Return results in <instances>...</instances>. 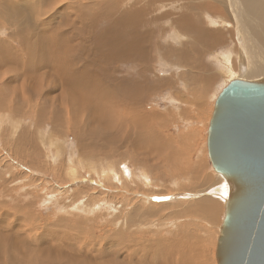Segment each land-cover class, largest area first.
Here are the masks:
<instances>
[{
	"label": "rangeland",
	"instance_id": "1",
	"mask_svg": "<svg viewBox=\"0 0 264 264\" xmlns=\"http://www.w3.org/2000/svg\"><path fill=\"white\" fill-rule=\"evenodd\" d=\"M111 1L0 0V264H217L226 200L216 199L215 218L200 208L211 204L208 199L216 201L210 190L226 181L212 168L207 131L222 89L245 79L242 72L238 77L212 65L221 49L244 44L241 36L237 41L228 0H203L206 9L198 11L223 14L230 24L210 29L222 37L217 43L176 41L174 29L151 25L163 15L180 31L181 14L193 12L198 0ZM136 1L143 3L134 8ZM239 1L246 5L248 32L262 49L264 8ZM136 9L143 22L134 36L119 37L122 13L129 19ZM89 71L109 74L107 87L115 82L141 94L124 110L155 119L146 121L152 144L141 141L157 153L132 144L129 139L140 136L130 130L126 114L115 122L122 124V137L103 113L95 117V107L82 104V113L68 115L71 101L61 104L70 93L62 98L54 83L61 74L55 72H68L76 85L88 86L95 82L86 79ZM99 87L84 92L92 104L106 102L105 92H94ZM105 106L114 108L110 101ZM71 166L75 178L68 174Z\"/></svg>",
	"mask_w": 264,
	"mask_h": 264
},
{
	"label": "water",
	"instance_id": "2",
	"mask_svg": "<svg viewBox=\"0 0 264 264\" xmlns=\"http://www.w3.org/2000/svg\"><path fill=\"white\" fill-rule=\"evenodd\" d=\"M209 157L229 185L218 264H264V77L233 79L217 97Z\"/></svg>",
	"mask_w": 264,
	"mask_h": 264
},
{
	"label": "bare ground",
	"instance_id": "3",
	"mask_svg": "<svg viewBox=\"0 0 264 264\" xmlns=\"http://www.w3.org/2000/svg\"><path fill=\"white\" fill-rule=\"evenodd\" d=\"M50 1V0H49ZM70 1V0H69ZM224 1V0H222ZM112 2V1H111ZM110 2V3H111ZM114 2V0H113ZM112 2V3H113ZM137 2V1H136ZM142 2V1H141ZM141 2H137L135 5L133 4V6H135L134 8H138V4H140ZM158 2V1H157ZM221 2V1H220ZM251 2L257 7V9H262L264 8V2L263 1H257V0H251ZM109 3V5H110ZM118 3V2H117ZM143 3V2H142ZM170 3V2H168ZM216 3V2H215ZM241 2L239 0H228V5H229V11L231 13V16H232V19L235 20V23L234 25H237V41H238V37L241 36V43H244L243 45L239 46V50H236L235 48L234 49H227V48H224L223 50L221 49V51L218 53H216V58L214 59L213 61V66L215 65V67L217 69H219L220 71L224 72V73H228V74H231V75H237L238 74H241L242 72V76H244L245 79L243 80H249V81H255L253 79H257V78H263L264 77V47H262V49L260 48V46L258 45V42H254L252 36L249 34L248 32V28L247 26L245 25L244 21H243V17L245 16L247 10L246 9H243L246 7V5H243L241 6L240 4ZM107 4V3H106ZM155 4V3H154ZM153 4V5H154ZM167 4V3H166ZM207 4V3H206ZM217 4V3H216ZM252 4V5H253ZM144 5V4H143ZM152 5V6H153ZM168 5V4H167ZM213 4H210L208 5V7L210 9H212ZM253 5V6H254ZM132 6V5H131ZM132 6V7H133ZM162 6V5H161ZM164 6V5H163ZM219 5H214V7H218ZM252 7V6H251ZM255 7V8H256ZM150 8V7H149ZM167 8V7H166ZM186 9H189L187 7H185ZM206 9V5L204 3L203 0H198L197 2L194 3V5H192L191 9H193L194 11L193 12H188V11H184L181 15V19H180V23H182V27H179L180 28V31L177 30V26H172V22H171V19L169 17H166V16H163L159 18V20L154 23H152L151 25L153 24H156V23H162V24H165L166 26L165 27H168L167 28H163L162 29V32H164L163 30L167 31L168 33L171 31L169 29H174V33L172 34V36H174V38L177 40H180L181 38H187V37H190V38H207V39H210L209 40V43H217L219 40H220V37H217L215 36L216 31L215 29L213 30H210L211 28H215V26L219 25V24H222V26H230V24H225V22L222 21V17L224 16L223 14H221L222 16H219L220 18H218V16L216 15V13H206V12H198L200 11L201 9ZM219 9V8H218ZM251 9V8H250ZM137 10V9H136ZM140 10V8L138 9ZM138 10L137 12H133L132 14V18H129V19H126V12L122 13V16H121V19H120V30L118 32V36L120 37V32H121V36L122 37H131V36H134V32L137 30L138 26H139V22L141 21V17L138 13ZM190 11V10H189ZM223 11V10H222ZM243 11V13H242ZM144 12V10H143ZM156 12V11H155ZM142 13V12H141ZM140 13V14H141ZM149 14V13H148ZM145 14H143L144 16ZM103 16V15H101ZM120 17V16H119ZM145 18V17H144ZM158 18V17H157ZM129 20V21H128ZM126 21H128L126 23ZM148 21V20H147ZM143 22V21H141ZM147 23V22H146ZM206 23V24H205ZM86 24V23H85ZM117 24V23H116ZM174 24H176V21L174 22ZM145 25V24H144ZM149 25V24H148ZM160 25V24H159ZM117 27V26H116ZM129 27V28H127ZM151 27V26H150ZM178 28V29H179ZM234 28H232L233 30ZM80 30V29H79ZM130 30V31H129ZM114 31V30H112ZM160 31V30H159ZM158 31V32H159ZM77 32V31H75ZM83 32V31H82ZM161 33V32H160ZM229 33L230 30H229ZM236 33V32H235ZM234 33V30H233V34L235 35ZM78 34V33H77ZM85 33H81L80 35L83 37ZM107 34V33H106ZM112 34V33H111ZM143 34V33H142ZM141 34V35H142ZM232 34V33H231ZM76 34L74 33V36ZM79 35L80 38H82L81 36ZM116 35V34H115ZM148 35V34H147ZM139 36V34L137 35V37ZM76 37V36H75ZM105 38V36H104ZM143 38V37H142ZM26 39V38H25ZM145 39V38H144ZM222 39V37H221ZM240 39V38H239ZM28 40V38L26 39ZM81 40V39H80ZM104 40V39H102ZM67 41V40H66ZM79 42V41H78ZM128 42V41H127ZM206 42V41H205ZM28 43V42H27ZM82 43V42H81ZM89 43V41H88ZM87 43V45H88ZM101 43V42H100ZM238 43V42H237ZM240 43V41H239ZM115 44V43H114ZM122 44V43H121ZM24 45V44H23ZM35 45V44H34ZM37 45V44H36ZM82 45V44H81ZM92 45V44H91ZM96 45V43H95ZM30 46V44H29ZM53 46V45H52ZM57 46V45H56ZM90 46V45H89ZM115 46V45H114ZM161 46V45H160ZM32 47V45L30 46ZM35 47V46H33ZM38 47V45H37ZM35 47V48H37ZM91 47V46H90ZM94 47V46H93ZM97 47V46H96ZM103 47V45L101 46ZM7 48V47H6ZM35 48H32V49H35ZM120 48V47H119ZM237 48V47H236ZM39 49V48H38ZM72 49V48H71ZM87 49V46L84 44L83 47L81 48V50H86ZM93 49V48H91ZM106 49V47H105ZM117 49V48H116ZM122 49V47L120 48ZM49 50V49H48ZM63 50V49H62ZM108 50V49H107ZM111 50V49H110ZM118 50V49H117ZM30 51V50H29ZM55 51V49H54ZM77 51L79 52L80 50L77 49ZM35 52V50H34ZM45 54L43 55H46V52H49V51H43ZM71 51H68L67 53L70 54ZM74 52V51H73ZM94 52H95V49H94ZM107 52V51H106ZM172 52H174L172 50ZM28 53V52H27ZM37 53V51H36ZM60 53V52H59ZM117 54H119V52H116ZM170 53V52H169ZM38 54V53H37ZM76 54V53H75ZM100 54V53H99ZM112 54V53H111ZM128 54V53H127ZM41 55V56H43ZM51 55V54H49ZM102 55V54H101ZM136 55V54H134ZM39 56V58L41 57ZM47 56V55H46ZM46 56H44L46 58ZM68 58L69 55H66ZM65 56V57H66ZM103 56V55H102ZM116 56V54H115ZM172 56V55H171ZM38 57V56H37ZM66 57V58H67ZM105 57V56H104ZM108 57V56H107ZM118 57V56H117ZM146 57V56H145ZM37 59V58H36ZM71 59V58H70ZM80 59V58H79ZM100 59V58H99ZM38 60V59H37ZM91 60V59H89ZM119 60V59H118ZM122 60V59H121ZM130 60V59H129ZM33 61H34V57H33ZM50 61V59H49ZM61 62V61H60ZM116 62V61H115ZM51 63V62H50ZM59 65V62L57 63ZM66 64V63H65ZM57 65V66H58ZM38 66V65H37ZM115 66V65H114ZM41 67V66H40ZM39 67V68H40ZM60 67H62L60 65ZM66 67V66H65ZM93 67V66H91ZM104 67H105V64H104ZM108 67V66H107ZM56 68V66H55ZM54 68V69H55ZM68 68V67H67ZM75 68V67H74ZM77 68V67H76ZM45 69V68H44ZM53 69V68H52ZM84 69L86 70H90L89 67L85 66ZM59 70H63V68H60ZM66 70V69H65ZM238 70V71H237ZM40 73V72H39ZM56 74H61L60 77H57L56 79H54V83H55V87L57 88L58 87V90L61 91V96L62 98L66 95V93H70V95L62 102L61 105H65L67 102H69V100L71 101L73 107H71L67 112L69 113L68 115H71V117H76L77 115V111L78 112H81L82 111L80 110V107L81 105L85 104L88 108H91V107H95L94 108V115L95 117H101V113H103V116H106L108 119H109V122L110 123H114V124H117V132L119 133V135L122 137L124 135V130L121 128L122 127V124L121 122H117L115 123L116 121H118L121 116L125 115L128 117V120H130V123L131 125L133 126V128H131L130 130L133 131V132H136L140 138L138 139H129L133 145L135 146H144L147 151H151V154L152 153H155L156 151L154 149H156L153 145V147L151 149H148L149 147H147L143 141L147 142L148 144H152L151 142H149V139L147 140V134L150 133V128L146 125V121L150 118L151 121L155 120L153 119L148 113H144V114H140L138 113L137 111H126L124 109L127 108V105L130 103L129 102V99L131 100H137L139 99V92H131V90L129 91H126V90H123V89H120V88H117L115 86V82L114 83H111V86L110 87H107L108 85V76L107 74H102V75H99V74H96L95 75H92L91 74V71L88 72V75H87V78L88 79V76H90L92 78V81H95V82H88V86H81L82 83L80 84V86L76 85L74 80L71 79V75L67 72H55ZM75 74V73H73ZM91 74V75H90ZM143 77H144V73H143ZM239 77V76H238ZM83 78V77H82ZM111 78V77H110ZM138 78V77H137ZM233 78V77H232ZM243 78V77H242ZM242 78H237V79H242ZM45 79V78H44ZM107 79V80H106ZM85 80V79H84ZM103 80V81H102ZM148 80V79H147ZM35 81V80H34ZM127 81V80H125ZM145 81V80H144ZM106 84H105V83ZM149 82V81H148ZM165 82V81H164ZM35 83V82H34ZM120 83V82H119ZM157 83V82H155ZM102 84V85H101ZM138 84V83H137ZM153 84V83H152ZM159 84H161V82H159ZM35 85V84H34ZM123 85V83L121 84ZM130 82H128V87H129ZM134 85V84H133ZM139 85V84H138ZM36 86V85H35ZM97 86H100L96 91L94 90L95 93H104V97L106 99V102H103L105 100H98L101 101L99 102L98 104H92L91 103V99L88 98L87 96L84 95V92H86L85 90L88 88V87H91V88H97ZM145 85H143L144 87ZM38 87V86H36ZM54 87V88H55ZM105 87V88H104ZM138 87V86H137ZM141 87V85H140ZM162 87V86H161ZM34 88V86H33ZM134 88H135V85H134ZM152 88V87H151ZM154 88V87H153ZM125 89V88H124ZM143 89V88H142ZM142 89H137V90H142ZM41 90V89H39ZM146 90V89H145ZM39 92V91H38ZM93 92V93H94ZM145 92V91H144ZM92 93V94H93ZM95 93L93 94V96L95 95ZM141 95V94H140ZM102 96V97H103ZM219 96V95H218ZM96 97V95H95ZM99 97V96H97ZM141 97V96H140ZM61 98V97H60ZM59 96L56 97V101L60 99ZM77 98V99H76ZM100 99V98H99ZM53 101V100H52ZM51 101V102H52ZM110 101V104H112V106L114 107L113 109L110 108V107H106V103ZM170 101V100H169ZM216 101V100H215ZM92 102H93V99H92ZM96 101H94L93 103H95ZM119 104H118V103ZM175 102V101H174ZM81 103V104H80ZM82 105V106H83ZM119 108H122L123 110H121L118 115L117 113H115V111L119 110ZM129 108L131 109L132 107L129 106ZM136 110V107L134 108ZM101 114V115H100ZM154 117V116H153ZM57 119L59 118V115L57 114ZM138 119H140V122H138ZM211 121V120H210ZM148 123V122H147ZM113 124V125H114ZM194 125V124H193ZM76 128H74L73 130H75ZM146 129V130H145ZM129 130V131H130ZM128 131V132H129ZM146 131V133H145ZM84 136V135H83ZM126 137H131V135H125ZM153 139H155V135H153ZM152 137V136H150ZM105 138H110V137H105ZM143 140V141H141ZM154 141V140H153ZM114 144V142H113ZM181 144V143H180ZM115 145V144H114ZM130 145V144H129ZM150 146V145H149ZM207 148H208V145H207ZM119 150V149H117ZM116 150V152H117ZM157 150V149H156ZM206 150V149H205ZM155 151V152H154ZM158 151V150H157ZM157 153V152H156ZM178 154V153H177ZM118 155V154H117ZM165 156V155H164ZM208 157H209V151H208ZM168 160V159H167ZM209 160H210V157H209ZM74 161V158L72 157V159H70L69 162H73ZM170 161V160H169ZM167 161V162H169ZM211 162V160H210ZM198 165H200V163H198ZM212 165V163H211ZM202 166V165H201ZM212 168H213V165H212ZM213 170L215 171V169L213 168ZM106 171V170H105ZM104 171V173H105ZM107 171L111 172V174L116 178L115 176V172H112V168H109L107 169ZM143 171V170H142ZM138 172V171H137ZM136 172V173H137ZM144 174H145V181L148 182V178L150 179L148 172L145 170L143 171ZM216 172V171H215ZM134 173V172H132ZM131 173V174H132ZM141 173V171H140ZM139 173V174H140ZM71 177L75 178L76 176V173H75V170L74 168L71 166L70 167V170H69V173H68ZM131 176V175H130ZM129 176V177H130ZM226 181V180H225ZM227 184V185H226ZM228 188H227V187ZM210 194L213 195L214 199H218V200H223L225 199L226 202H227V199H228V195H229V185H228V182L226 181V183H224V185L222 184L221 186H219V188H215V189H211L210 190ZM196 197L200 196V193H196ZM187 198L189 196H184L182 198ZM214 201V200H211V199H208L207 202H209V204L211 205H208L207 208H203V206L201 204H204V202H206L205 200L200 204L202 207L200 209H202V211L200 212H204V211H208V213L210 214V218L213 217L215 218L216 215H217V212H218V208H217V201ZM214 201V203H213ZM224 201V200H223ZM213 204V205H212ZM207 205V204H206ZM221 205V204H220ZM200 207V206H199ZM206 207V206H204ZM225 209H226V206H225ZM92 212V211H91ZM220 214V213H219ZM212 217V218H213ZM224 220V219H223ZM222 226V225H221ZM221 228V227H220ZM68 233V232H67ZM220 234V233H219ZM219 237V236H218ZM218 243V241H217ZM182 247V246H181ZM217 249V247H216ZM187 259V258H186ZM217 261V259H216ZM184 262H182L181 264H183ZM218 264V263H217Z\"/></svg>",
	"mask_w": 264,
	"mask_h": 264
}]
</instances>
